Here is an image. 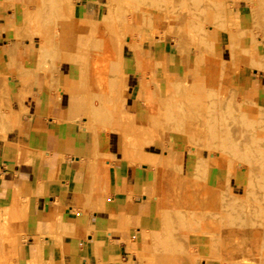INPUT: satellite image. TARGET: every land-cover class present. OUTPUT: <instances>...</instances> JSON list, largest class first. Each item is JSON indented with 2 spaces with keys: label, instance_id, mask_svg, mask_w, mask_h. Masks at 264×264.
I'll list each match as a JSON object with an SVG mask.
<instances>
[{
  "label": "rangeland",
  "instance_id": "374dc122",
  "mask_svg": "<svg viewBox=\"0 0 264 264\" xmlns=\"http://www.w3.org/2000/svg\"><path fill=\"white\" fill-rule=\"evenodd\" d=\"M118 1L18 0L15 10L14 0H8L12 10L19 13L12 31L20 44L26 40L37 46L38 61L46 65L44 70L49 64L56 75L62 65L81 67L82 86L86 88L82 94L90 100L89 114L105 117L104 124L91 118L89 130L118 133L122 142L119 157L133 160L135 156L137 160L141 155V161V145L153 157L160 224L157 229L155 221L146 225V234L138 245L146 257L142 259L149 264H200L203 259L212 264H264V106L252 91L244 94L238 87L240 76H264V0H155L157 4L154 1L152 6L151 0ZM130 10L135 15L133 23L128 22ZM90 21L97 24L94 30L88 29ZM174 37L181 39V48L188 51L187 71ZM120 41L121 51L117 49ZM165 47L170 56L164 55ZM148 53L152 68L144 61ZM136 61L141 62L138 65ZM126 66H132L135 78L124 74ZM155 84L162 89L159 95L152 93ZM134 85L139 97L130 108L136 112L128 114L123 98ZM0 98L8 99L1 77ZM126 125L131 126L128 129ZM130 148L135 152L131 150L132 157L128 155ZM210 170L217 181L208 183ZM231 171L234 174L230 178ZM9 211L18 213L15 224L8 222ZM26 212V205H17L16 199L10 207L0 209V238L21 230ZM238 227L249 233L253 228V232L260 229L255 232L259 235L258 247L255 250L250 243V248H245L252 252L244 251L243 256V250L236 253L230 249L244 233ZM6 249L4 245L0 248L1 257Z\"/></svg>",
  "mask_w": 264,
  "mask_h": 264
},
{
  "label": "crops",
  "instance_id": "0c3cea01",
  "mask_svg": "<svg viewBox=\"0 0 264 264\" xmlns=\"http://www.w3.org/2000/svg\"><path fill=\"white\" fill-rule=\"evenodd\" d=\"M0 3V77L8 92L0 98V209L14 199L27 207L23 228L0 238L4 264H149L138 245L146 225L160 224L153 157H119L118 133L89 130L105 117L89 114L81 67L44 70L37 46L20 44L12 31L19 13L8 0ZM163 53L171 55L166 47ZM124 74L135 78L132 66ZM136 86L123 98L128 114L136 112ZM238 87L264 106L262 74L240 76ZM213 179L211 171L208 183Z\"/></svg>",
  "mask_w": 264,
  "mask_h": 264
},
{
  "label": "bare ground",
  "instance_id": "6f19581e",
  "mask_svg": "<svg viewBox=\"0 0 264 264\" xmlns=\"http://www.w3.org/2000/svg\"><path fill=\"white\" fill-rule=\"evenodd\" d=\"M111 1H112V0H111ZM117 1H118V0H117ZM131 1L133 2V0H131ZM144 1H145V0H144ZM152 1H153V2H152ZM154 1H155V0H151V1H150V4H151V3L153 4V3L156 2V1H155V2H154ZM166 1H168V0H165V2H166ZM206 1H207V0H206ZM209 1H210V0H209ZM118 2H119V1H118ZM124 2H126V1H124ZM137 2H138V1H137ZM141 2H142V1H141ZM170 2H171V1H170ZM207 2H208V1H207ZM256 2H257V1H256ZM260 2L263 3L264 1H263V2L260 1ZM116 3H117V2H116ZM129 3H130V1H129ZM142 3H144V2H142ZM161 3H162V2H161ZM163 3H164V2H163ZM196 3H197V2H196ZM209 3H210V2H209ZM125 4H128V3L126 2ZM130 4H131V3H130ZM133 4H134V3H133ZM152 4H151V6H152ZM155 4H157V2H156ZM167 4L170 5L169 2H167ZM167 4H166V5H167ZM183 4H184V3H183ZM193 4H194V3H193ZM166 5H165V6H166ZM259 5H260V4H259ZM130 6H131V5H130ZM192 6H193V5H192ZM195 6H196V5H195ZM217 6H218V3H217ZM229 6H230V5H229ZM133 7H134V6H133ZM146 7H147V6H146ZM158 7H159V6H158ZM213 7H214V6H213ZM260 7H261V6H260ZM121 8H123V7H121ZM135 8H136V7H135ZM154 8H155V7H154ZM156 8H157V7H156ZM193 8H194V7H193ZM113 9H114V8H113ZM133 9H134V8H133ZM218 9H219V8H218ZM117 10H119V9H117ZM120 10H121V9H120ZM120 10H119V11H120ZM122 10H124V9H122ZM182 10H183V9H182ZM188 10H189V8H188ZM202 10H203V9H202ZM259 10H260V9H259ZM158 11H159V10H158ZM166 11H167V10H166ZM166 11H165V13H167ZM185 11H186V10H185ZM121 12H122V11H121ZM125 12H126V11H125ZM135 12H136V11H135ZM182 12H183V11H182ZM199 12H200V11H199ZM203 12H204V10H203ZM215 13H216V12H215ZM118 14H119V13H118ZM126 14H127V13H126ZM162 14H163V13H162ZM207 14H208V13H207ZM212 14H213V12H212ZM217 14H218V13H217ZM217 14H216V16H217V17H220V15L218 16ZM167 15H168V14H167ZM190 15H192V14H190ZM201 15H202V13H201ZM127 16H128V22H130V23L132 22V23H133V22H134V16H135V15L133 14L132 10L129 11V14H127ZM173 17H174V16H173ZM190 17H192V16H190ZM126 18H127V17H126ZM117 19H118V18H117ZM214 19H215V18H214ZM217 19H218V18H217ZM222 19H223V18H222ZM89 20H90V19H89ZM121 20H122V19H121ZM184 20H185V19H184ZM187 20H188V19H187ZM211 20H212V19H211ZM215 20H216V19H215ZM224 20H225V19H224ZM92 21H93V20H92ZM125 21H127V20L125 19ZM125 21H124V22H125ZM90 22H91V21H90ZM90 22H89V24H90ZM118 22H119V21H118ZM128 22H127V23H128ZM186 22H187V21H186ZM208 22H209V21H208ZM210 22H212V21H210ZM91 23H92V24H91V26H89L88 29H90V30H94L97 24H95L94 22H91ZM127 23H126V25H127ZM189 23H190V21H189ZM220 23H222V22H220ZM220 23H217V24H220ZM122 24H123V23H122ZM122 24H121V25H122ZM126 25H125V27H127ZM222 25H223V24H222ZM150 26H151V25H150ZM187 26H188V25H187ZM198 26H199V25H198ZM151 27H152V26H151ZM180 27H181V26H180ZM195 27H196V26H195ZM219 27H220V26H219ZM224 27H225V26H224ZM171 28H172V27H171ZM129 29H130V28H129ZM228 29H229V28H228ZM114 30H116V29H114ZM132 30H133V29H132ZM122 32H123V31H122ZM125 32H126V29H125ZM130 32H131V30H130ZM191 33H192V32H191ZM115 34H116V33H115ZM176 34H177V33H176ZM176 34H174V35H176ZM227 34H228V33H227ZM249 34H250V33H249ZM184 35H185V34H184ZM91 36H92V35H91ZM179 36H180V34H179ZM193 36H194V35H193ZM247 36H248V35H247ZM118 37H119V35H118ZM182 37H183V36H182ZM249 37H250V35H249ZM118 39H119V38H118ZM141 39H142V37H141ZM183 39H184V38H182V40H183ZM87 40H88V39H87ZM116 40H117V39H116ZM180 40H181V39H180ZM180 40L178 41V40L175 39V37H174L173 42H175V46L178 48L179 55H180V57H181L180 60H182L183 64H184L185 67H186L187 62H188V58H189V54H188V51H184V50L181 48V46H184V45L181 44V41H180ZM117 41H119V40H117ZM139 45H140V44H139ZM196 46H197V45H196ZM135 47H136V46H135ZM135 47H134V48H135ZM187 47H188V46H187ZM189 47H190V46H189ZM194 47H195V46H194ZM130 48H132V47H130ZM117 49H118L119 51H121V49H122L121 41H120L119 44L117 45ZM136 49H137V48H136ZM184 49H185V47H184ZM188 49H189V48H188ZM240 49H241V48H240ZM81 50H82V49H81ZM228 50H229V49H228ZM241 50H242V49H241ZM241 50H239L240 53L243 52V53L246 54L247 51L244 52V51L242 50V52H241ZM116 51H117V50H116ZM143 51H144V50H143ZM140 52H141V51H140ZM119 53H120V52H119ZM119 53H117V55L120 57ZM141 53H142V52H141ZM74 54H75V53H74ZM120 54H121V53H120ZM245 54H244V55H245ZM252 54H253V53H252ZM246 55H247V54H246ZM246 55H245V56H246ZM82 56H83V55H82ZM88 56H89V55H88ZM118 56H117V57H118ZM84 57H85V56H84ZM143 57H144V56H143ZM254 57L256 58V55H255ZM79 58H80V57H79ZM79 58H78V59H79ZM86 58H87V57H86ZM145 58L147 59V60H144V59H143V60L145 61V63H146V64L148 63V64L150 65V62H151V60H152L151 55H149V53H148V54L145 55ZM241 58H242V57H241ZM73 59H74V58H73ZM75 59H76V58H75ZM100 59H101V58H100ZM140 59H142V58H140ZM82 60H83V58H82ZM97 60H98V59H97ZM117 60H118V58H117ZM143 60H142V62H143ZM254 60H255V59H254ZM260 60H262V59H260ZM260 60H259V61H260ZM102 61H103V60H102ZM118 61H119V60H118ZM252 61H253V60H252ZM81 62H82V61H81ZM120 62H121V61H119V63H120ZM136 62H138V61H136ZM139 62H141V61H139ZM139 62H138V65H139ZM91 63H92V62H91ZM104 63H105V62H104ZM104 63H103V64H104ZM123 63H124V62H123ZM85 64H86V61H85ZM85 64H84V65H85ZM106 64H107V63H106ZM140 64H141V63H140ZM148 64H147V65H148ZM151 65H153V64H151ZM151 65H150V67H151ZM259 65H260L259 67L262 69L263 66L261 65V62H260ZM138 67H139V66H138ZM118 68L120 69V67H118ZM151 68H152V67H151ZM102 69H103V67H102ZM257 70H258V69H257ZM262 70H263V69H262ZM105 71H106V70H105ZM121 71H122V69L120 70V72H121ZM146 71H147V70H146ZM100 72H101V71H100ZM263 72H264V71H263ZM89 73H90V72H89ZM151 73H152V72H151ZM257 73H258V72H257ZM100 74H101V73H100ZM104 75H105V74H104ZM150 77H152V76H150ZM203 77H204V76H203ZM200 78L202 79V82H203L204 79H203L202 77H200ZM99 79H100V78H99ZM194 79H195V78H194ZM101 80H102V79H101ZM103 81H104V80H103ZM151 81H152V80H151ZM168 81H169V80H168ZM170 81H171V80H170ZM200 81H201V80H200ZM200 81L198 80V81H196V82L198 83V82H200ZM101 82H102V81H101ZM146 82H147V81H146ZM193 82H194V81H193ZM191 83H192V79H191ZM97 84H98V83H97ZM103 84H104V83H103ZM141 84H142V82H141ZM192 84H193V83H192ZM202 84H203V83H202ZM94 86H95V85H94ZM189 86H190V84H189ZM195 86H196V85H195ZM201 86H202V85H201ZM203 86H204V84H203ZM96 87H97V86H96ZM104 87H105V85H104ZM99 88H100V87H99ZM191 88H192V87H191ZM191 88H190V89H191ZM208 88H209V87H208ZM103 89H104V88H103ZM103 89H102V90H103ZM153 89H154V92H152V93H153V94L155 93L154 95H159V91L162 90V89L159 90V87H158V85H156V84L153 86ZM201 89H202V88H201ZM235 89H237V88H235ZM187 90H188V89H187ZM191 90L194 91L193 89H191ZM202 90H203V89H202ZM75 91H76V90H75ZM152 91H153V90H152ZM184 91H185V90H184ZM92 92H93V90H92ZM99 92H100V90H99ZM186 92H188V91H186ZM195 92H196V91H195ZM101 93H104V92L101 91ZM188 93L191 94L190 91H189ZM193 93H194V92H193ZM197 93H198V92H197ZM174 94H175V93H174ZM190 94H189V95H190ZM204 94H205V93H203V95H204ZM154 95H153V96H154ZM170 95H171V94H170ZM183 95H184V94H183ZM191 95H192V94H191ZM173 96H174V95H173ZM184 96H185V95H184ZM193 96H194V95H193ZM200 96H201V95H200ZM189 97H190V96H189ZM153 98H154V97H153ZM155 98H156V97H155ZM155 98H154V99H155ZM172 98H173V97H172ZM196 98L199 99V100H201L200 98H198V96H197ZM201 98H202V97H201ZM203 98H204V97H203ZM158 99H159V98H158ZM185 99H187V98H185ZM185 99H184V101H185ZM192 99H193V98H192ZM192 99H191V100H192ZM174 100H175V99H174ZM187 100H188V99H187ZM176 102H177V101H175V103H176ZM188 102H190V101H188ZM192 102H194V101H192ZM173 103H174V102H173ZM173 103H172V104H173ZM194 103H195V102H194ZM160 104H161V103H160ZM187 104H188V103H187ZM228 104H230V103H228ZM175 105H176V104H175ZM180 105H181V104H180ZM182 105H183V103H182ZM202 105H203V104H202ZM157 106H158V105H157ZM173 106H174V105H173ZM229 106H230V105H229ZM229 106H228V109H229ZM179 107H180V106H179ZM189 107H190V106H189ZM196 108H197V106H196ZM201 108H202V107H201ZM218 108H219V107H217V109H218ZM170 109H171V108H170ZM174 109H175V108H174ZM188 109H189V108H188ZM193 109H194V108H193ZM156 110H158V109H156ZM185 110H187V109L185 108ZM194 110H195V109H194ZM191 111H192V110H191ZM177 112H178V111H177ZM218 112H219V111H218ZM158 113H159V112H158ZM189 113H190V112H189ZM189 113H188V114H189ZM221 113H222V112H221ZM235 113H236V112H235ZM152 115H153V114H152ZM191 115H192V114H191ZM199 115H200V114H199ZM199 115H198V116H199ZM196 116H197V115H196ZM156 117H159V116H156ZM231 117H232V116H231ZM240 117H241V116H240ZM194 118H195V117H194ZM200 118H202V117H200ZM221 118H222V117H221ZM219 119H220V118H219ZM240 119H241V118H240ZM222 120H225V119H222ZM176 121H177V120H176ZM260 121H261V120H260ZM125 122H126V121H125ZM125 122H124V123H125ZM188 122H189V121H188ZM190 122H191V121H190ZM226 122H227V120H226ZM226 122H225V123H226ZM126 123H128V122H126ZM174 123H175V122H174ZM219 123H220V122H219ZM258 123H259V122H258ZM132 124H133V123H132ZM152 124H153V123H152ZM156 124H157V123H156ZM156 124L154 123V125H156ZM122 125H123V124H122ZM124 125H125V124H124ZM143 125H145V124H143ZM185 125H186V124H185ZM187 125H188V124H187ZM130 126H131V125H130ZM130 126L126 125V127H127L128 129H129ZM202 126H203V125H202ZM122 127H123V126H122ZM126 127H123V130L126 129ZM234 127H235V126H234ZM119 128H120V127H119ZM142 128H143V127H142ZM176 128H177V127H176ZM192 128H194V127H192ZM197 128H198V127H196V129H197ZM199 128H200V127H199ZM121 129H122V128H121ZM179 129H180V128H179ZM200 129H201V128H200ZM126 130H127V129H126ZM215 130H216V129H215ZM127 131H128V130H127ZM140 131H141V129H140ZM142 131H144V130L142 129ZM195 131H196V130H195ZM197 131H198V130H197ZM236 131H237V129H236ZM131 132H133V131H131ZM215 132H216V131H215ZM121 133H122V130H121ZM129 133H130V132H129ZM216 133H217V132H216ZM140 134H141V133H140ZM124 135L126 136L125 133H124ZM127 135H128V134H127ZM129 135H131V134H129ZM188 135H189V134H188ZM131 136H132V135H131ZM128 137H129V138H127V137H125V138L128 140V139H130V136H128ZM190 137H191V136H190ZM155 138H156V137H155ZM202 138H203V137H202ZM202 138H201V139H202ZM152 139H153V138H152ZM149 140H150V139H149ZM203 140H204V139H203ZM151 141H152V140H151ZM127 142H128V141H127ZM127 142H126V144H127ZM162 142H163V141H162ZM162 142H161V143H162ZM201 142H202V141H201ZM237 142H238V141H237ZM140 143H142V142H140ZM251 143H252V142H251ZM188 144H189V143H188ZM253 144H255V143H253ZM139 145H141V144H139ZM157 146H158V145H157ZM213 146H214V145H213ZM160 147H161V146H160ZM137 148H138V147H137ZM126 149L128 150L129 147H127ZM131 150H132V149L130 148V152H128V153H129L128 155H130V153H131V157H132V156L134 155L133 153H135V152H133L134 150H132V152H133V153H132ZM139 150H140V152L142 153V158H146V157H147V153H146V151L143 149L142 145L139 147L138 152H139ZM209 150H210V149H209ZM125 152H126V151H125ZM238 153H239V152H238ZM241 153H242V152H241ZM124 154H125V153H124ZM126 154H127V153H126ZM136 155L138 156V153H137V152H136ZM156 155H157V154H156ZM236 155H237V154H236ZM238 155H239V154H238ZM126 156H127V155H126ZM126 156H125V157H126ZM137 156H136V157H137ZM140 156H141V155H140ZM140 156H139V157H140ZM134 157H135V156H134ZM134 157H132L133 160H134ZM139 157H138V158H139ZM126 158H128V157H126ZM138 158H137V160H139ZM160 158H161V157H160ZM240 158H241V156H240ZM130 159H131V158H130ZM226 159H228V158H226ZM135 160H136V158H135ZM157 160H158V159H157ZM158 161H160V160H158ZM227 161H228V160H227ZM236 161H237V160H236ZM230 164H232V162H231ZM229 166H230V165H229ZM227 167H228V166H227ZM227 167H226V168H227ZM179 169H180V168H179ZM229 169H231V168H229ZM226 170H227V169H226ZM174 173H175V172H174ZM233 174H234L233 171H231V172H230V178L233 176ZM263 174H264V173H263ZM193 175H194V174H193ZM193 177L196 178V175H194ZM175 178H176V177H175ZM188 178H189V177H188ZM190 178H191V177H190ZM194 178H193V179H194ZM188 182H189V181H188ZM219 182H220V181H219ZM225 183H227V180H226ZM225 183H224V184H225ZM191 184H192V183H191ZM252 184H253V183H252ZM263 186H264V185H263ZM179 187H181V186H179ZM201 187H202V186H201ZM259 188H260V187H259ZM263 188H264V187H263ZM263 188H261V189H263ZM184 189H185V188H184ZM192 189H193V188H192ZM195 189H196V188H195ZM216 189H217V188H216ZM178 190H179V189H178ZM219 190H220V189H219ZM263 191H264V190H263ZM221 192H222V191H221ZM218 193H219V192H218ZM178 194H179V193H178ZM195 194H196V193H195ZM263 194H264V192H263ZM263 194H262V196H263ZM217 195H218V194H217ZM217 195H216V196H217ZM218 196H219V195H218ZM255 196H256V195H255ZM251 197H252V196H251ZM253 197H254V196H253ZM263 197H264V196H263ZM231 199H232V197H231ZM263 199H264V198H263ZM203 201H204V200H203ZM263 201H264V200H263ZM218 202H219V201H218ZM230 202H231V201H230ZM257 204H259V203H257ZM259 206H261V205H259ZM229 207H231V206H229ZM209 209H210V208H209ZM245 209H246V208H245ZM197 210H198V209H197ZM254 210H255V209H254ZM233 211H234V210H233ZM245 211H246V210H245ZM247 213H248V212H247ZM17 214H18V213H15V215H14V213H11V212L9 211V213H8V222H9L10 225L15 224V223L17 222V219H18V215H17ZM181 215H182V214H181ZM218 215H219V214H218ZM229 216H230V215H229ZM263 216H264V215H263ZM225 217H226V215H225ZM237 218H238V215H237ZM186 219H187V218H186ZM189 219H190V218H189ZM198 219H199V218H198ZM224 219H225V218H224ZM261 219H262V218H261ZM218 220H219V219H218ZM238 220H239V219H238ZM239 221H241V220H239ZM179 222H180V221H179ZM199 222H200V221H199ZM211 222H212V221H211ZM224 222H225V221H224ZM241 222H242V221H241ZM182 223H183V222H182ZM244 223H245V222H244ZM244 223H243V224H244ZM249 223H250V222H249ZM218 224H219V223H218ZM218 224H217V225H218ZM232 224H233V223H232ZM241 224H242V223H241ZM186 225H187V224H186ZM221 225H222V224H221ZM238 225H239V224H238ZM252 225H254V224H252ZM250 226H251V225H250ZM187 227H188V226H187ZM238 228H239V230L242 229L241 227H238ZM238 228H237V230H238ZM240 228H241V229H240ZM249 228H252V227H249ZM243 229H244V228H243ZM243 229H242V231H243ZM253 229H254V228H253ZM253 229H251L252 232H250V233H249V230L245 231V229H244V231H243L244 233L241 235V236H242L241 239H240L238 242H237V240H236V241L234 242V245H232V247H230V249L233 250L234 252L237 250L236 253H239V252H238L239 250H241V251L243 250V251H242V255L240 254L241 256H243V253H245L244 251H246L245 254H248L247 252L251 251V249L248 250V251L246 250V248H247V249L250 248V245H249V244L251 243V245H253V249L256 250V248L258 247V246H257V242H260V241H258V237H259V235H257L258 233L256 234L255 232L259 231L260 229L257 230V228H256L257 231L255 230L254 232H253ZM171 230H172V229H171ZM184 230H185V229H184ZM231 230H232V228H231ZM239 230H238V231H239ZM189 231H190V230H189ZM191 231H192V230H191ZM170 232H171V231H170ZM194 232H195V231H194ZM204 232H205V231H204ZM201 233H203V231H202ZM207 233H208V232H207ZM209 233H210V232H209ZM211 233H212V232H211ZM236 233H237V232L235 231V234H236ZM241 233H242V232H241ZM166 234H167V233H166ZM185 234H186V233H185ZM205 234H206V233H205ZM212 234H213V233H212ZM230 234H231V233H230ZM182 235H183V234H182ZM208 235H209V234H208ZM225 235H226V234H225ZM233 236H234V232H233ZM236 236H237V235H236ZM236 236H234V237H235L234 239H236ZM257 236H258V237H257ZM256 237H257V238H256ZM170 238H172V237H170ZM173 241H174V240H173ZM174 242H175V241H174ZM217 244H218V243H217ZM172 245H173V244H172ZM248 245H249V248L246 247V246H248ZM245 247H246V248H245ZM176 251H177V250H176ZM162 252H164V251H162ZM251 252H252V251H251ZM257 252H258V251H257ZM162 254H164V253H162ZM174 254H175V253H174ZM234 254H235V253H234ZM166 256H167V255H166ZM0 257H1V256H0ZM167 257H169V256H167ZM238 257H239V256H238ZM5 260H6V259H4V257H1V258H0V264H4V261H5ZM170 260H172V259H170ZM172 261H173V260H172ZM172 261H171V262H172Z\"/></svg>",
  "mask_w": 264,
  "mask_h": 264
}]
</instances>
